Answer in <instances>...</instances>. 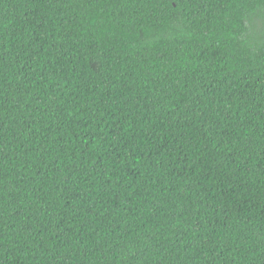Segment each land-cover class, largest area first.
<instances>
[{"label": "trees", "instance_id": "1", "mask_svg": "<svg viewBox=\"0 0 264 264\" xmlns=\"http://www.w3.org/2000/svg\"><path fill=\"white\" fill-rule=\"evenodd\" d=\"M0 264H264V0H0Z\"/></svg>", "mask_w": 264, "mask_h": 264}]
</instances>
